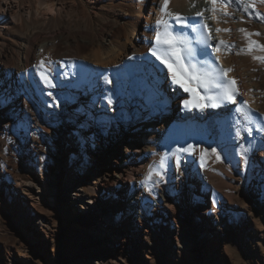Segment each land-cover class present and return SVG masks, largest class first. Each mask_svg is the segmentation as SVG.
I'll return each instance as SVG.
<instances>
[{
    "label": "bare ground",
    "instance_id": "6f19581e",
    "mask_svg": "<svg viewBox=\"0 0 264 264\" xmlns=\"http://www.w3.org/2000/svg\"><path fill=\"white\" fill-rule=\"evenodd\" d=\"M21 4L23 7H20L24 9L22 16L19 13L20 9L18 10ZM162 7L163 0H0V36L7 28L19 29L16 38L0 42V95L1 92H5L14 98L25 112L23 121H28L38 130L41 127L31 121L32 116L41 114L50 123L56 121L55 107L58 106L50 107L46 102L55 95V87L46 86L41 80V72L56 85L59 84L58 81H64V78L55 75L53 73L55 69L63 70L71 64L91 72L82 86L73 87L75 103L69 106L73 120L60 129L59 137L67 141L70 150L78 149L73 148L74 143L78 142L76 135L78 131L93 138L90 152L93 159L91 162L98 170L95 177L97 180H90L89 182L93 183L90 186L75 181L68 183L63 189V194L72 205L71 212L78 215L85 212L86 215L82 217H89L91 229L98 228L100 235L104 234L105 230L107 235L115 233L119 237L114 225L118 213L126 210L125 203L113 204L107 200L105 207L102 202L101 206H94L96 197L87 195L106 190L124 196V193L135 188L144 165L135 157L132 150L139 148L140 153L137 151L139 154L149 152L150 140L154 135L159 134L161 139L176 141L177 149L191 145V151H194L200 145H204L206 152L212 150L214 147L212 139L220 131H231L233 135L239 131L240 136L252 139L262 135L258 127L260 129L264 125V103L261 94L258 93L260 87L254 83L255 75L248 68L246 56L248 54L246 43L249 41L248 20L252 15L249 0H241L239 3L233 0L226 6L219 2L213 5L210 0H169L168 11L179 13L186 18L184 22L190 25L184 29H180L172 17L162 14ZM213 8L215 11L211 10ZM69 11L75 15L65 21L63 15ZM100 11L106 15L114 14L115 19L109 17L111 19L104 18L97 22ZM197 12H203V16H197ZM162 16L178 31L187 34L192 47L196 49V60L208 61L214 67L225 70V80L236 81L235 87L239 94L235 97V104L225 103L218 108L209 107L204 111L183 107L184 99L191 102L195 97L174 86L167 69L152 55L153 49L157 47L156 21ZM61 24L63 26L59 27ZM124 24L129 28L120 34V27ZM191 26H196L198 30L192 32ZM240 29H246V32H241ZM232 45L234 47L230 49L226 47ZM81 48L94 49V53L82 55L79 52ZM241 49L243 52L237 55ZM41 61L44 62V68L39 67ZM229 69L231 71H228ZM92 71L105 76L109 81L100 85L99 76ZM196 91L200 96L204 95L203 90ZM79 95L82 98H79ZM120 95L129 101L133 109L134 104L140 108L150 109L144 122L154 126L147 129L144 136L138 133L135 137L136 143L128 134L116 137L112 130L101 132L102 125L99 124L98 118L105 111H115L114 105L110 104L113 101L111 98ZM242 102L246 103L247 107L242 113H236L234 109L240 107ZM134 113L135 111H132V114ZM244 113L251 117L252 123H248ZM253 126H257L253 134L255 136H249L247 129ZM154 130H157L156 133H153ZM134 131L137 132L138 128L136 127ZM16 135L17 144L13 151L35 152V148L30 144L34 138L33 131H17ZM80 150L82 151V148ZM177 154L182 156L184 152ZM196 157L193 158L194 167L199 164ZM253 159L254 164L259 166L264 174V152L256 151ZM210 161L211 167L219 169L227 179L229 171L219 153L212 154ZM186 168L180 164L175 188L180 189L183 186L187 189V186H191L193 189H201V195L209 199V205H201L198 209L188 207L179 213L170 209L171 217H179L176 221L177 229L189 226V219L192 217L200 222V228L204 222H208L212 228L209 232L218 234L227 219L234 216L235 209L230 208L225 215L217 206L226 202L229 207H234V203L240 202V198H230L231 187L230 189L218 185L213 186V189L205 187L197 174L186 176L184 174ZM2 178L0 171V186ZM31 178L32 176H29V179ZM52 184L48 177H35L32 182L27 183L31 192L28 188H24L23 192L35 205H38V202L42 204L40 198H43V195L51 192L55 194L56 185L54 187ZM186 184L188 185L185 186ZM88 188L95 192L90 193L87 191ZM161 195V198L154 200L156 204L147 207L146 210L157 209L161 202H165L167 195L165 193ZM49 197V201L55 200L52 195ZM159 200L162 201L158 203ZM76 204L80 210L76 209ZM129 209L133 212L130 216L131 221L134 222L138 217L139 223L142 224V219L146 215L142 213L141 202L137 200L135 205L131 202ZM174 235L179 238V231ZM218 256L219 253H216L212 257L211 264H222Z\"/></svg>",
    "mask_w": 264,
    "mask_h": 264
},
{
    "label": "rangeland",
    "instance_id": "374dc122",
    "mask_svg": "<svg viewBox=\"0 0 264 264\" xmlns=\"http://www.w3.org/2000/svg\"><path fill=\"white\" fill-rule=\"evenodd\" d=\"M31 3L34 4L33 1ZM249 5L252 15L248 20L247 67L255 75L254 83L260 87L258 93L264 103V63L253 59L264 57V50L257 47L264 46V19L261 18L264 17V3L249 0ZM20 6L23 5L18 8L22 16L24 9ZM73 14L69 11L67 16L63 15V19H71ZM109 17L115 19L114 14L106 15L100 11L97 22ZM128 28L127 24L122 25L120 34ZM18 32L19 29L7 28L6 34L0 36V42L16 38ZM253 41L255 44L251 43ZM93 50L81 48L79 52L91 55ZM53 73L64 78V81H58L61 88L54 83L55 95L46 101L50 107L58 106L55 107L56 121L50 123L41 114L32 116L31 121L39 124V130L22 120L25 112L11 95L5 92L0 95V100L4 101L0 103V171L3 177L0 186V264H211L216 253H219L218 260L222 264H264V174L253 159L256 151L264 152V131H260L262 135L257 139L238 137L231 131H220L214 136L212 149L223 158L229 171L227 179L219 169L211 167L210 157L213 153L212 150L206 152L204 145L190 154L184 152L179 156L176 141L164 140L159 138V134H153L149 152L139 154V148L132 150L144 165L135 188L124 193V196L106 190L87 195L96 197L94 206L102 202L105 207L107 200L113 204L125 203L126 210L118 213L114 225L119 237L115 233L107 235L105 230L100 235L98 228L91 229L89 217H82L86 215L85 212L80 215L71 212L72 205L63 194L68 183L75 181L90 186L93 184L90 180H97L98 170L91 162L90 152L93 138L78 131V142L73 147L78 149L70 150L67 141L59 137L60 129L73 120L69 111V106L75 103L73 87L82 86L91 72L69 64L63 70L55 69ZM98 76L100 85L109 81L105 76ZM79 98L82 96L79 95ZM111 99L113 101L110 104L114 105L115 111H105L98 118L102 133L112 130L116 137L128 134L136 143L138 133L144 136L146 130L154 126L144 122L150 112L149 107L140 108L134 104L133 109L122 95ZM132 111L135 113L132 114ZM136 127L137 132L134 131ZM251 129L249 136L255 134L257 126ZM22 130L33 131L34 138L30 144L35 152L12 150L17 144V131ZM176 154L180 164L187 167L184 171L186 176L197 174L199 181L209 189L217 185L228 189L231 187L230 198H240L234 207H229L226 202L217 206L225 215L230 208L235 209L234 216L227 219L218 234L209 232L212 230L210 223L204 222L200 228V222L192 217L189 226L177 229L179 217H171L170 209L176 213L188 207L198 209L201 205H209V199L201 195V189H193L188 184L185 185L187 189L183 186L175 188L176 175L179 173L175 168ZM195 156L199 159L197 167L192 165ZM162 159L165 160L164 169L159 167ZM201 164L204 166L201 167ZM156 171L164 175L163 180L155 175ZM150 172L153 173L151 179L148 178ZM29 176L32 178L29 179ZM35 177H48L52 186L56 185L55 194L51 192L43 195L40 198L42 204L38 202V205L23 192L24 188L29 190L27 183ZM231 178H234L233 181ZM87 191L95 192L90 188ZM162 193L167 195L165 202L160 203L162 200H159L157 209L146 210L156 204L154 200L161 198ZM50 195L54 201H49ZM137 200L141 202L142 213L146 215L142 224L138 217L134 222L130 219L133 212H130L129 206L131 202L135 205ZM75 206L80 210L77 204ZM177 231L179 238L174 235Z\"/></svg>",
    "mask_w": 264,
    "mask_h": 264
},
{
    "label": "snow or ice",
    "instance_id": "6c2138e0",
    "mask_svg": "<svg viewBox=\"0 0 264 264\" xmlns=\"http://www.w3.org/2000/svg\"><path fill=\"white\" fill-rule=\"evenodd\" d=\"M210 2L215 5L218 2L223 5H228L233 2V0H210ZM236 2H241V0H236ZM251 2V0H250ZM261 3H264V0H260ZM169 0H163V7L161 8V12L164 15L172 17L176 25L179 26L180 29L189 28L190 25L185 23L186 18L182 17L179 13H173L168 11ZM195 5H193L194 7ZM215 11V9H211ZM197 16H203V12H197ZM226 15V14H225ZM264 19V17H261ZM157 29L155 34V42L157 47L153 49L152 55L156 57L157 60L167 69L168 75L171 78V82L174 86L182 89L183 92L188 93L190 96H194L195 99L190 102L189 99H184L182 101L183 107L185 109H199L200 111H204L206 108H218L225 103H236V95H238V90L235 87L236 81L231 80L227 81L224 79L226 75L225 70L220 69L218 67H214L208 61H199L196 60V49L192 47V42L188 39L187 34L182 31H178L173 27L172 24L168 23L167 20L163 19V16L156 21ZM206 28L207 25L205 24ZM198 29L196 26H191V31L196 32ZM220 31V29H217ZM230 31V30H226ZM241 32H246V29H240ZM259 35V33H256ZM197 43H200L197 41ZM223 43V41H221ZM255 44V42H251ZM227 48L234 47L226 46ZM258 48L264 50V46L257 45ZM243 49L237 52V55L241 54ZM253 59H258L262 63H264V57H253ZM40 68H44V62L41 61ZM228 71H231L229 69ZM41 80L44 81L46 86L55 87L53 81L44 73H40ZM197 89L203 90L204 95L200 96ZM3 100H0V103H3ZM247 107L246 103H241L240 107H236L234 111L236 113H242L243 109ZM245 119L248 123H252L251 117L244 113ZM247 131L249 134L252 129L248 128ZM258 131H264V127L258 129ZM239 137V131L236 133ZM192 146L189 145L187 148H179L177 152H186L191 153ZM247 151V150H245ZM212 153L216 154V150L212 149ZM207 154V153H205ZM203 159V157H202ZM219 159V156H217ZM204 165L201 164V167ZM159 167L161 169L165 168V160L162 159L160 161ZM175 168L177 171L180 169V159L176 158ZM153 173H149V179H151ZM155 175L159 176L161 180L164 179V175L161 172L156 171Z\"/></svg>",
    "mask_w": 264,
    "mask_h": 264
}]
</instances>
